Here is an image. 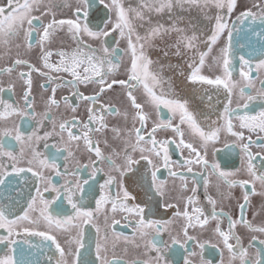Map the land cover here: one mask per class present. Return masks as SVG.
Returning <instances> with one entry per match:
<instances>
[{"label": "snow or ice", "instance_id": "6c2138e0", "mask_svg": "<svg viewBox=\"0 0 264 264\" xmlns=\"http://www.w3.org/2000/svg\"><path fill=\"white\" fill-rule=\"evenodd\" d=\"M5 92L0 264H264V0H3Z\"/></svg>", "mask_w": 264, "mask_h": 264}, {"label": "flooded vegetation", "instance_id": "af4514ba", "mask_svg": "<svg viewBox=\"0 0 264 264\" xmlns=\"http://www.w3.org/2000/svg\"><path fill=\"white\" fill-rule=\"evenodd\" d=\"M239 10V9H238ZM155 58V57H154ZM5 80H6V77H5ZM63 94H66V91H59L58 92V96L59 95H63ZM0 95H2L5 99H8L9 98V94L7 93V92H5V93H2V94H0ZM17 97H13V99H16ZM39 110H42V109H40V108H38V111ZM254 139H255V136L253 137ZM221 145H218V147H220ZM255 150V149H254ZM178 153L177 152H175V151H173L172 152V156H173V159H176L177 157H178ZM221 157H223V152H221L220 154H219V156L217 157L218 159L219 158H221ZM83 162V161H82ZM233 163L234 164H236V165H238L239 164V159H238V155H236V154H234L233 155ZM162 173H163V175H162V178H167V172L165 171V170H162ZM82 175H86V173H82ZM56 179H59V178H56ZM61 182H62V180H61ZM102 182V181H101ZM191 185H189V187H190ZM202 191V190H201ZM98 194V193H97ZM86 203H88L89 204V206H92V207H94V200H91V201H86ZM169 215H171V213H169ZM117 218H119V217H117ZM122 224H123V221H122ZM119 230V229H118ZM194 247V246H193ZM0 248H2V246H0ZM198 251V250H197ZM205 252L207 253V250H205ZM94 258V257H93ZM205 258L207 259V258H210V257H208L207 256V254L205 255ZM217 259H219V257H216ZM181 259V264H183V261H182V257L180 258Z\"/></svg>", "mask_w": 264, "mask_h": 264}, {"label": "water", "instance_id": "95a60500", "mask_svg": "<svg viewBox=\"0 0 264 264\" xmlns=\"http://www.w3.org/2000/svg\"><path fill=\"white\" fill-rule=\"evenodd\" d=\"M0 3H3V0H0Z\"/></svg>", "mask_w": 264, "mask_h": 264}]
</instances>
